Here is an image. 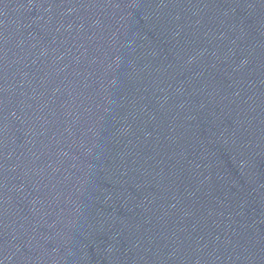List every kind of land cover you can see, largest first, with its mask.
I'll return each mask as SVG.
<instances>
[{
  "label": "water",
  "instance_id": "obj_1",
  "mask_svg": "<svg viewBox=\"0 0 264 264\" xmlns=\"http://www.w3.org/2000/svg\"><path fill=\"white\" fill-rule=\"evenodd\" d=\"M0 143L120 264H264V0H0Z\"/></svg>",
  "mask_w": 264,
  "mask_h": 264
}]
</instances>
